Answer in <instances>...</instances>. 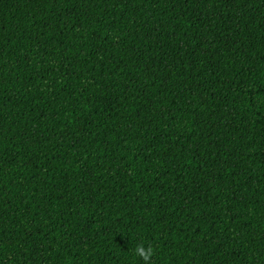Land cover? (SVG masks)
I'll return each mask as SVG.
<instances>
[{"label":"trees","instance_id":"1","mask_svg":"<svg viewBox=\"0 0 264 264\" xmlns=\"http://www.w3.org/2000/svg\"><path fill=\"white\" fill-rule=\"evenodd\" d=\"M264 264V0H0V264Z\"/></svg>","mask_w":264,"mask_h":264},{"label":"clouds","instance_id":"2","mask_svg":"<svg viewBox=\"0 0 264 264\" xmlns=\"http://www.w3.org/2000/svg\"><path fill=\"white\" fill-rule=\"evenodd\" d=\"M134 252L135 255L143 259L144 264H151V258L155 254L151 246L146 248L143 244L137 245Z\"/></svg>","mask_w":264,"mask_h":264}]
</instances>
